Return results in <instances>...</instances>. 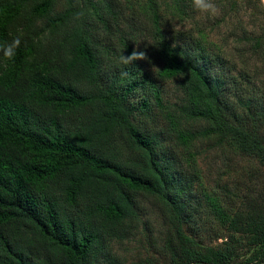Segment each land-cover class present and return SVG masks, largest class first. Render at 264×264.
Masks as SVG:
<instances>
[{
  "label": "trees",
  "instance_id": "obj_1",
  "mask_svg": "<svg viewBox=\"0 0 264 264\" xmlns=\"http://www.w3.org/2000/svg\"><path fill=\"white\" fill-rule=\"evenodd\" d=\"M216 1L0 0V264H264L263 2Z\"/></svg>",
  "mask_w": 264,
  "mask_h": 264
},
{
  "label": "rangeland",
  "instance_id": "obj_2",
  "mask_svg": "<svg viewBox=\"0 0 264 264\" xmlns=\"http://www.w3.org/2000/svg\"><path fill=\"white\" fill-rule=\"evenodd\" d=\"M262 2H263V5H262L263 14L258 19H256V22H262V21L264 22V16H263L264 15V0H262ZM215 3L218 6V3L216 0H215ZM207 17H209L212 21H215L216 18L220 17V14L218 13V15L214 17L212 16H207ZM243 17L244 18L241 21V25L243 26H240V25L238 26L230 20L216 27L215 28L216 32L213 35V38L215 41H218L219 43H222L225 45L230 58L234 61V63L238 67L237 70L244 67L245 62L248 61L247 58H243L242 56L248 57L250 55L247 52L243 55H239V53L235 51V49L237 50L239 47L243 45L242 41L236 40V38L241 35L240 28H253L252 24H250L249 21L247 22V15H244ZM263 61H264L263 57H260V58H257L255 62L256 64H258L257 66L261 67L264 64ZM252 67L253 66H251V69ZM250 72H253V70ZM262 77L264 78V74L262 75ZM222 161H223L222 157H219L218 155H214V152L207 151L204 153L203 159L200 160V166L203 168V171L205 174L209 173L211 176L216 177V174L220 172L221 169L225 165ZM242 162L243 161H241V163L239 162L236 167H239L242 164ZM137 245H138L137 241L132 240L130 242H127L123 245H118L116 247L121 254H123L124 256H127L128 258L127 263L131 264V262L135 263L137 259L135 255V251L132 252L133 249L134 250L137 249L138 247Z\"/></svg>",
  "mask_w": 264,
  "mask_h": 264
},
{
  "label": "clouds",
  "instance_id": "obj_3",
  "mask_svg": "<svg viewBox=\"0 0 264 264\" xmlns=\"http://www.w3.org/2000/svg\"><path fill=\"white\" fill-rule=\"evenodd\" d=\"M191 7L194 11L202 16H216L219 13V8L215 0H190ZM20 37L14 38L11 42L4 41L0 43V52L7 60H12L16 55V49L20 46ZM137 60H149L145 51H137L135 48L128 55L121 53L120 62L123 65H131ZM152 68L158 69L155 65Z\"/></svg>",
  "mask_w": 264,
  "mask_h": 264
}]
</instances>
